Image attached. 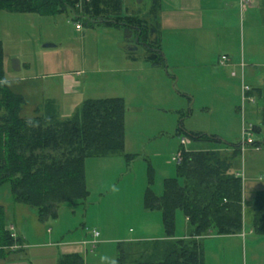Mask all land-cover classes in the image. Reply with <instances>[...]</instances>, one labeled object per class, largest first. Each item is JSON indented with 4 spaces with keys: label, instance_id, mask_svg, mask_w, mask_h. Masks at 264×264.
I'll return each mask as SVG.
<instances>
[{
    "label": "rangeland",
    "instance_id": "1",
    "mask_svg": "<svg viewBox=\"0 0 264 264\" xmlns=\"http://www.w3.org/2000/svg\"><path fill=\"white\" fill-rule=\"evenodd\" d=\"M237 1L178 0L169 7L171 1L160 0L157 23L164 65L152 74L125 71V55L133 53L141 62L146 50L142 44L126 49L134 37L126 36L123 27L85 22L72 11L41 16L0 10L4 75L10 89L24 99L21 116L31 117L34 109L44 107L42 85L52 79L48 75L82 71L79 78L86 97H126L123 152L133 155L129 160L122 155L91 161L89 173L93 175L87 199L80 204H62L57 217L46 221L37 218L35 208L15 202L9 183L2 184L0 204L6 212L5 224L10 218L13 232L22 238L26 234L29 244H41L11 252L13 262L9 264H57L61 255L69 252L80 253L84 264H113L118 245L135 236L163 233L160 211L143 207L149 178L152 190L161 194L163 178L176 176L174 157L181 147L221 149L232 154L233 146L241 147L243 142L244 120L258 128L253 131V140L261 148L257 151L246 145L232 159L231 171L242 180L243 232L237 238H204L203 259L204 264H264V236L250 233L254 194L264 190V124L260 117L264 98L246 103L249 116L241 121L234 111L241 71L236 70L237 78L231 77V69L218 65L221 56L240 59L245 66L244 83L264 88V8L260 0H250L249 6L240 10ZM150 3L122 0V11L145 12ZM77 22L80 29L75 28ZM185 54L197 57L196 61L180 58L174 66L173 57ZM13 60L18 61L19 70L13 69ZM143 76L145 81L140 80ZM186 92L194 98L192 103ZM149 94L152 98L147 97ZM193 131L218 141H192L188 133ZM122 161L124 167L119 166ZM182 217L177 211V232ZM93 231L100 233L98 240L93 245L83 242L92 239Z\"/></svg>",
    "mask_w": 264,
    "mask_h": 264
},
{
    "label": "trees",
    "instance_id": "2",
    "mask_svg": "<svg viewBox=\"0 0 264 264\" xmlns=\"http://www.w3.org/2000/svg\"><path fill=\"white\" fill-rule=\"evenodd\" d=\"M159 8L160 0H151L144 14L128 15L122 11V0H0V10L8 12L54 16L72 11L85 22L123 27L126 36L134 35L145 47L146 60L161 67L164 59L155 22ZM249 94L263 99L264 88L253 87ZM23 105V97L5 80L0 43V186L9 183L13 200L35 208L40 221L55 219L62 204L75 205L87 199L88 158L123 152L124 101L119 97L86 99L76 114L64 119L50 102L34 109L31 117H22ZM260 117L264 124V106ZM188 138L218 141L200 132H189ZM178 151L176 176L162 181L159 195L152 190L150 177L143 194V207L160 211L163 236L118 245L113 264H204L200 237L242 231V180L231 171L240 146L234 145L230 155L218 149L181 147ZM177 211L187 218L185 237H175ZM251 229L264 236V190L254 195ZM13 233L5 226L0 206V258L22 250V238ZM57 264L84 261L80 253L69 252L62 254Z\"/></svg>",
    "mask_w": 264,
    "mask_h": 264
},
{
    "label": "crops",
    "instance_id": "3",
    "mask_svg": "<svg viewBox=\"0 0 264 264\" xmlns=\"http://www.w3.org/2000/svg\"><path fill=\"white\" fill-rule=\"evenodd\" d=\"M170 1H171V3H170ZM177 1L178 0H176V2L173 1V0H169V3H170L169 7L170 6H175ZM187 1H189V3L192 2V0H187ZM249 1L250 0H238L237 2L239 3L240 10L241 9H246L249 6ZM161 2H160V8H161ZM219 2L224 3V0H211V3H219ZM259 4H261V6L264 8V0H260ZM213 7H215V6H213ZM160 8H159V10H157V13H156V19H155L156 23H157V20H158V14H159ZM145 12H140V13L144 14ZM125 13L130 15V14H133V13L137 14L139 12H138V10L137 11L136 10H133V11L126 10ZM263 23H264V16H263ZM156 26L158 28V31H159V34H160V37H161V32H160V28H159L158 23L156 24ZM133 37H134L133 42L132 43L131 42H127V45L138 44V42H137V40H136L134 35H133ZM46 41H48V40H46ZM162 55H163V53H162ZM163 58H164V56H163ZM180 58H182L183 60H189L190 59V61H196V59H197V57H192V56L186 55V54L182 55V56L178 55L177 57H173V59L175 61L174 66H176V62L179 61ZM241 58H243V57L241 56ZM124 61L126 62L125 66L127 67L126 68L127 70H125L126 72L133 71L131 69H136L137 71L142 72V73L145 72V71L148 72L149 74L158 73V66H154L151 62L146 60V53L143 55L141 62H139L138 57L135 54H133V53L126 54L125 57H124ZM136 62H139L138 66L134 65ZM218 65L219 66L221 65L222 67H226V68L231 69V70H229V75L231 77H236L237 78V71L236 70L241 71L239 73L240 76H241L240 77L241 78L240 81H241V83L245 82L244 81L245 80L244 77L246 76L245 75L246 73L243 70V68H245V66H244V63L242 62V60L240 61V59H237V58L234 59V60H231L230 58H226L225 60L221 59V60L218 61ZM81 74H82V71H79V70H77L76 72H73V73L72 72L71 73L70 72H56V73L48 75L52 79L51 80H47L44 83V85H45L44 87L42 85V90H44L43 93L45 95L44 96V102L45 103L46 102H50L52 104V106H53V108H54V110H55V112H56V114L58 115L59 118L64 119V118H68V117L76 114L80 110V107H81L82 103L86 99H102V98L119 97V98L123 99L124 105L126 104V97L123 94L114 95L112 97L110 96V97H100V98L86 97L85 95L87 94V92L84 89L83 80L79 78L81 76ZM44 76H45V78L48 77L46 75H43L42 77L44 78ZM148 76H150V75H147V77ZM147 77L143 76L142 78H140V80L145 81L147 79ZM189 77H190V74H187V78H189ZM128 83H130V82L127 79V84ZM136 83H137V81H136ZM244 84H246V83H244ZM255 87L263 88V86H255ZM152 88H153V86H152ZM250 88H253V87H250ZM240 91H241V84L239 86L238 103H236L234 105V111H235V113L237 115H240L241 121H242L244 118L248 117L249 114L245 110L246 109L245 108L246 107V103L244 105L243 110L240 111V103H239L240 94H241ZM147 97L152 98V94L151 95L150 94L147 95ZM185 97L188 99L189 103H192L194 101V98H192V96L189 95L188 92L185 93ZM142 98H143V96H142ZM255 98H257V97L255 96ZM247 104H250V103H247ZM125 107H126V105H125ZM252 114H253V112L251 111L250 115H252ZM124 124H125V116H124ZM193 132H198V131H193ZM256 144H257V142H256ZM125 145L126 144H125V139H124V147H125ZM251 146H253L254 150H257V151L260 150V148H261L260 146L257 147L255 144L251 145ZM218 150H221V149H218ZM123 151H124V149H123ZM122 155H125V153L122 152L121 155H106V156H102V157H98V158H88L85 161V177H86V185H87L89 193H91L90 192L91 191V188H90V185H91L90 184V177H91V175H93L92 171H90V173H89V170H90L89 169V163H91V161H93V160H98V159H106V160H108L109 158H112L114 156L121 157ZM128 155H130V154H128ZM131 156L133 157V155H131ZM109 160H113V159H109ZM119 166H123L124 167L123 161L120 163ZM119 169H121V173L125 172V171L122 170V168H119ZM127 171H128V169H127ZM165 178H167V177H165ZM165 178H163V180ZM157 195H159V194H157ZM253 201H254V198H253ZM0 206H2L4 208V205L0 204ZM242 213H243V220H244V199H243V194H242ZM252 213H253V206H252ZM251 217H252V214L250 216V233H254L252 231V229H251ZM7 219H8V221H6V224H5L6 228L10 229V227H12L13 231H14V225L11 223L10 218L7 217ZM179 219H180V217H179ZM181 219H182L181 228H180L181 230L179 229L178 230L179 232H177V230H176V236L175 237H185L186 236V233H187L186 232L187 231V218L183 216ZM181 231L183 232V234L180 233ZM242 232H243V228H242V231L240 233H238V234L216 235L214 233H209L207 235H204V236L200 237L198 239V241L203 242V239L206 238L207 236L232 237V238L235 237V238H237V237H239L242 234ZM15 235L19 236L18 233H15ZM25 235H24L23 238L21 237L22 241H23L22 247L27 246V248H28L29 246L36 247V246H40L41 245V244H35L33 242H32V244H29V242H26V240H25V238H26ZM99 236H100V233L98 232V236L96 237V240H98L97 238ZM162 236H163V233L157 234L156 236L155 235L154 236H135V237H133V238H131L129 240H131V241H141V240H149V239H153V238H159V237H162ZM27 237H28V234H27ZM92 239H93V237H92ZM85 241L88 242L90 240H84L83 242H85ZM50 244H53V242H51ZM50 244H45V245H50ZM11 249H14V247L11 248ZM10 254H11V252L7 253V255H4L2 258H0V264H9V263L13 262L12 260H10L11 259V255Z\"/></svg>",
    "mask_w": 264,
    "mask_h": 264
},
{
    "label": "built area",
    "instance_id": "4",
    "mask_svg": "<svg viewBox=\"0 0 264 264\" xmlns=\"http://www.w3.org/2000/svg\"><path fill=\"white\" fill-rule=\"evenodd\" d=\"M75 28L79 29L80 28V24L76 23ZM221 58H222V60L226 59L225 56H221ZM250 90L251 89H250V87L248 85L244 84L243 82L241 83L240 111L243 110L245 103H251V104L255 103L256 98H255L254 95H250L249 94ZM245 121L246 120H244V123H242V128H241V135H242V138H243V142L241 143L240 151H242L244 146H246V145L251 146V145L255 144V141L253 140L254 126L251 123H246L245 124ZM184 143H185V139L182 137L181 138V144H184ZM256 146L259 147V145H256ZM174 160H176V163H178L180 161V152L179 151L177 153V156L174 157ZM9 230L13 231V228L10 227ZM12 235H14V233ZM97 236H98V231H93L92 232L93 239L88 241V243L90 242L93 245L96 242V237Z\"/></svg>",
    "mask_w": 264,
    "mask_h": 264
},
{
    "label": "water",
    "instance_id": "5",
    "mask_svg": "<svg viewBox=\"0 0 264 264\" xmlns=\"http://www.w3.org/2000/svg\"><path fill=\"white\" fill-rule=\"evenodd\" d=\"M138 1H140V0H138ZM49 45H51V44H45L44 46H49ZM135 48H136L135 46L132 47L131 45L126 46V49H128V50H132V49H135ZM12 67H13L14 70H19V63H18L17 60H13L12 61Z\"/></svg>",
    "mask_w": 264,
    "mask_h": 264
}]
</instances>
